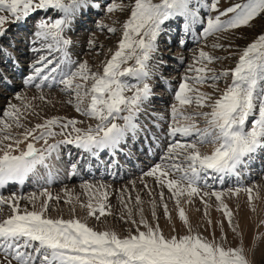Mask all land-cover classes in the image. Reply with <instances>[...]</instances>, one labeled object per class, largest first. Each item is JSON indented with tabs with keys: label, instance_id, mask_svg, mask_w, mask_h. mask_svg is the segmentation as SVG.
<instances>
[{
	"label": "snow or ice",
	"instance_id": "6c2138e0",
	"mask_svg": "<svg viewBox=\"0 0 264 264\" xmlns=\"http://www.w3.org/2000/svg\"><path fill=\"white\" fill-rule=\"evenodd\" d=\"M93 7L100 6L93 0H0V13H8L0 14V36L7 31L6 24L25 21L38 11L57 14L55 19L46 16L36 23L31 43L39 42L40 47L32 50L46 49L48 54L41 55L30 65L33 71L25 77L24 83L33 84L37 89L62 86L61 91L74 95L75 110L97 121L94 127L85 130L77 126L81 122L75 118L52 117L16 134L11 128L23 127L21 117L24 113L15 105H9L10 110H5L3 116L11 118V122L0 119V189L10 183L23 184L29 177L38 176L40 166L48 169L47 161L62 144H73L96 154L103 149L115 150L127 142L130 134L135 136L140 130L137 119L142 106L152 93L146 82L151 78L149 61L158 50V37L165 31L163 26L167 22L178 21L185 37L199 41L248 26L254 19L264 16V0H241L223 10L219 8V0H132L130 7L122 0L119 3L111 0L106 4V13L127 9L128 16L122 24L116 50L103 64L102 71H94L87 61L72 60L68 51L72 40L66 35L73 22ZM98 27L104 26L98 23ZM107 31L115 33L117 29L107 27ZM94 43L89 40V45ZM186 43V39L180 40L182 47ZM212 47L223 48L224 45L214 43ZM54 50L62 53L60 59L53 58ZM222 59L224 57L212 55L203 48L193 54L192 63L187 66L170 106L172 122L167 134L170 142L161 162L143 173L154 177L161 189L169 190L179 218L187 226V234L166 236L159 224L150 225L143 218V210L139 209V223L131 220L135 231L121 237L113 230L97 231L78 218L46 216L48 200L52 199L50 194L39 210L33 204L31 211L20 209L22 197L13 194L6 199L0 195V206L8 205L12 209L11 215L0 220V264H252L243 243L226 246V237L218 241L213 235L209 240L193 233L181 206V198L185 195L186 202L200 195L205 205V198L214 196L231 224L233 213L223 201L224 192L202 189H214L216 182L223 184L227 177L240 176L247 162L259 150H264V33L244 47L234 67L217 70L210 66ZM129 61L134 63L129 64ZM228 78L230 82L219 89L218 82ZM129 79L136 83H130ZM37 80L39 82H35ZM205 84L214 91H203ZM17 98H22L19 93ZM85 98H89L87 105ZM40 99L45 97L41 95ZM193 104L209 111L187 112L185 106ZM178 117L185 123H178ZM196 117L204 118L205 127L198 126ZM57 136L63 139L56 140ZM37 140H43L44 146L37 148ZM204 144L214 147L210 152H202L200 146ZM71 167L75 170L76 165ZM39 179L49 182V177ZM254 187L243 189L248 193L250 206ZM241 190L238 184L228 192L238 195ZM160 198L163 201V191ZM136 201L140 203L139 196ZM152 204L155 216V201ZM87 207L89 216L97 219L106 214L103 203L98 210L91 203ZM163 208L170 218L166 203ZM141 225L144 230H140Z\"/></svg>",
	"mask_w": 264,
	"mask_h": 264
},
{
	"label": "rangeland",
	"instance_id": "374dc122",
	"mask_svg": "<svg viewBox=\"0 0 264 264\" xmlns=\"http://www.w3.org/2000/svg\"><path fill=\"white\" fill-rule=\"evenodd\" d=\"M95 1L98 2V4L100 5V8H98L94 13H96L100 9L99 12H97V14H94L93 13L94 10L89 9V11L90 10L92 11H90V13H88L89 12L88 11L87 12L88 15L84 14L83 16V19H85L84 20L85 22L83 21L84 25H82L79 28H76L73 34L75 35L74 37L77 39L76 40L77 44L80 43L81 39L87 35L88 37L92 38V40H94L95 43L91 46H88V50H87V53L89 54L88 64L92 70L102 71L103 64L106 62L107 59L110 58L112 52H114L118 46V40L122 35V24L127 19L128 11L127 9H125L124 11L116 10L113 13L109 14V13H106V4L111 2V0H107V1L95 0ZM115 2L119 3L121 2V0H115ZM122 2L128 7H130L132 4V0H122ZM238 2H241V0H219V8L220 10H223ZM42 12L43 11H38L34 14L33 19L32 20L30 19L32 21V24L27 26L28 29L26 30L25 28L20 29L18 26H15L14 24L16 22H14L13 24L14 26L12 27L11 31H8V35H9L8 37L14 38L13 37L14 35L18 44L19 43L21 44L22 41H18V40L21 38V36L23 37L28 36V34L31 33V31L34 29V25L36 24L37 21L44 19L46 16L52 18L54 14L53 11H49L48 13H46V15L45 13H42ZM213 15H215V13H213ZM85 17L86 18L92 17V18L86 19ZM26 21H28V24L30 23L29 20H26ZM26 21H23V22H26ZM98 23L102 24L104 27L103 28L98 27ZM107 27H115L117 31L115 33H109L107 31ZM164 28L168 29V31L170 32L171 30L170 28L172 27H169V24H165ZM197 31L199 33L200 31L199 27H197ZM261 33H264V16L254 19V21L251 22L248 26H242L235 30H230L227 32H220L215 35L208 36L207 38H203L198 44H195L193 46L192 45L188 46L189 44L194 43L193 39H189L188 42L186 43L188 48L182 49L181 47L177 45V43H180L181 39H186L187 37L184 36L180 26H178L177 32L171 39V41H174L175 44L174 46L171 47L172 49L171 52L170 51H166V52H169L172 55H177L176 52H179L177 50L180 49L182 50V55L180 56L185 57V61L184 63L182 62L181 66L178 67L177 60L171 56L163 57L162 55L164 54L160 52L159 47H158V50L154 52L151 60L149 61V69L151 71V76L155 78V81H153V86H152L153 91L152 92L159 94V95H162L166 92L169 94V92H171L168 89L166 91L165 88H163L162 86L159 87L160 85H158L160 79L156 78V74L161 71V74H164L163 80H166L164 77H166L167 80L176 79L175 81L174 80L172 81L174 85L172 87H175L172 92L175 93V90H177L176 87H178L181 79L186 73L187 66L190 63H192L193 54L196 53L197 50L201 48H203L205 51H208L212 55L224 57V59L210 65L211 67H214L217 70H224V69L234 67L235 63L237 62L238 56L241 53V51L244 49V47L247 44L251 43ZM167 36L168 34L166 32H163L160 35V40L158 41L160 42L159 43L160 46L168 45V40L170 39ZM214 43L223 44L224 47L223 48H213L212 45ZM228 45H231V47H228ZM6 46H8L9 49L12 47L10 45H6ZM20 47H21L19 48L20 51H18V54H19L18 58L22 60L23 62L30 64L32 60L27 61L28 59L27 55L25 57L23 56L24 55L23 53L25 51H22V48L24 47V45ZM28 51L29 50H26V52ZM44 51L42 53L44 55H47L48 52L47 51L44 52ZM33 53L35 55L34 59L35 57L38 58L40 55H42V53L37 54V55H36L37 52L36 53L33 52ZM74 54L78 56L80 53L74 49ZM163 62L165 64H163ZM132 63H134V61H132ZM24 73H27V71H24ZM8 75L10 78H12L13 83L17 85L20 84V79H18L19 75H14L13 71L8 72ZM0 77H2V75H0ZM129 82L132 84L136 83V81L133 79H129ZM229 82H230V78L222 79L220 82H218L219 89L221 90L224 89L226 84ZM24 89L25 88L23 86H20V87L17 86V88H15L13 92H11L13 97L4 98L5 104H0V109L2 110V112L0 113V119H5L11 122V118L4 117L3 113L5 112V110H10L9 105H15L18 109H20L22 113H24V116L21 117L24 120L23 121L21 119L24 122V123L21 122L22 125L28 124L29 122L28 125L31 126L35 123V119L33 120L34 118L33 115L32 117H28L29 112L25 110L24 111L21 110L23 104L22 103L20 104V99L17 98L18 93L22 97ZM58 90H61V87ZM202 90L206 92L214 91V89L208 87L207 84L202 86ZM126 94L130 95L131 93H126ZM64 96L65 97L63 101L65 100L66 101L65 103L68 104L69 102V101L67 102L68 97H72L73 95L70 93H66L64 94ZM169 97L170 96L168 95V98ZM71 99H73V97ZM170 99H173V98H170ZM88 102H89V98H85L84 104L87 105ZM163 103L165 102H162V104ZM162 104L160 105V103H158L156 99L155 103L153 102L152 104V109L160 111L163 107H165L164 104L163 105ZM166 104L168 105L169 102ZM193 105L194 106L192 105L191 106L194 108L190 107V109L192 108V110L197 109L199 111H209L208 108L198 109L195 104ZM143 109L144 110L147 109L145 112L146 114H148V108L144 107ZM39 114H41L43 117H46V115H54L55 110H50L48 112H43V114L42 113H39ZM139 116L141 117V115ZM26 120L28 122H25ZM32 120L33 122H31ZM77 121L81 122V123H78V125L82 129L86 130L89 126H92V124H94V121L96 120L90 117L81 115L80 118L77 119ZM139 121H142L140 122V125H143V123L146 120L141 118L139 119ZM119 123H121V121ZM146 159L147 158H142L140 159V162L143 164L144 170L148 171L152 167H149L147 169L148 166H145V165H148L149 163L146 162ZM260 175H262V178H260ZM263 175H264V170L261 173H259L257 177L253 178L244 187H242L241 188L242 190L239 192L238 195L230 194L228 192V189H234V188L228 185L222 188L214 187L213 189V187H205L202 189V191H209V192L213 190L224 192V196L222 197L223 201L233 213L231 224H229L227 217L224 215V209L220 206V202L217 201L214 196L205 198V200L207 201V205H205V203L201 200L200 195H194L191 198V202H186L188 199L187 196L182 197L183 199L181 198L182 199L181 206L187 209V212L189 213V215L193 214L194 218L197 217L196 224L197 225H199L200 223H202V225L204 224L203 225L204 230L202 231L203 233L201 232L202 236L211 240L214 235L216 240L218 241L226 237V241H225L226 246H237L240 243H243V246L245 247V250L248 253L249 259L252 260V264H264V236L260 235L264 233V224H261V222H259V221H264V217H263L264 216V201H263L264 200V187L262 188L257 185V183H259V180L260 182H264ZM142 177H144L143 173L136 174L133 171L130 177L124 180H121V181H113L109 178H104V179L93 178V179H85L82 181L74 180L70 182L69 184H67L65 187L77 189L78 194L76 195L74 200L72 199V201L74 202L79 201L78 203H79L80 209L82 210V216L80 220L82 222H86L87 224H89L90 227L94 228L97 231L113 230L117 232L121 237L128 235L130 232H134L136 226L131 223V220L134 219L137 221V223H139L141 219V213L139 209H142V207H144L143 205H141L140 203H137L136 201V197L140 196L145 199L150 198L149 201H151V204H152V201H155V204L159 205V206L157 205L158 210L156 211L158 212H155L156 213L155 217L153 216V214H148V210L142 209L143 218L146 219L147 222L150 221V225H152V223L153 225H156L157 223L158 224L162 223L163 225L160 226V229L163 231V233L166 236L187 234V226L180 220L176 202L171 197L169 190L166 187L163 189L159 188L160 185L155 184L156 183L155 178L150 177L151 182L146 183V180L144 181ZM131 182L132 184L133 183L137 184V188L133 187ZM77 184H80V185H77ZM145 184H148L150 186L145 188ZM252 186H256V187L253 188L252 195L254 199L252 201V206H250L249 200H248V193L244 191L243 189L246 187H252ZM161 191L164 192L163 201L160 198ZM259 193H261L262 195ZM105 195H106V199H105ZM89 203H91L93 205V208L97 210L100 204L102 203L105 204L106 214L104 216H100L99 219H97L94 216H89L90 210L87 207ZM165 203L168 206L170 218L166 216L164 213L163 205ZM125 205H127V207H125ZM253 207L255 208L254 211H253ZM129 209H131V216H129ZM151 209H153V207ZM96 215L99 216L98 211ZM244 217L247 218V219L245 218L247 221H245ZM175 219L179 220L178 221L179 224L182 225L180 226V230L176 229V227L173 226ZM172 221H173V225H172L173 227L171 225L165 227L166 225L171 224ZM209 221H211V223H209ZM193 223H194L193 224V227H194L195 222ZM168 227H170V229L172 228V230L170 231ZM199 227L203 229L202 226H199ZM173 228H175V231H173ZM183 229L185 232L183 231ZM140 230H144L142 225L140 227ZM192 232L196 233L197 229L193 230ZM253 249L255 250L254 252L252 251Z\"/></svg>",
	"mask_w": 264,
	"mask_h": 264
},
{
	"label": "bare ground",
	"instance_id": "6f19581e",
	"mask_svg": "<svg viewBox=\"0 0 264 264\" xmlns=\"http://www.w3.org/2000/svg\"><path fill=\"white\" fill-rule=\"evenodd\" d=\"M104 1H106V0H104ZM93 3L98 4L95 0H93ZM90 9H93L95 12L98 8L93 7ZM88 11H89V9L86 10L82 15H80L73 22L71 30L66 33V35L68 37H70L72 40V44L69 46L68 51H69V54H70L73 61H87V62L89 61V58H88L89 54L87 53V50H88V46H91V45H89V40L92 38L88 37V35H87L81 39L82 42L80 41V43L77 44L76 43L77 39L74 37L75 35L74 34H73L74 36L71 35L72 34L71 32H73V30L75 29V27H77V25L79 23L82 22V24H83V21L85 19H83L82 16L84 14H87ZM0 14L8 15L7 12L0 13ZM28 19H30V17ZM174 22H167V23H169V26L171 27V26L175 25ZM13 24H14V22L10 23V24H6L5 27L7 28V31L3 36H0V50H2V51H0V53H1L0 54V63H2L0 65V67L2 65H5L6 68H9L8 71H16V72L22 73L25 69V66H27L29 69V72L27 74V76H28L33 71V69L30 67V65L34 64L39 59V57L41 55L38 58L35 57L34 61L31 64L23 63L21 60L18 59V54H17V52L19 51L18 48L21 46V44H23L29 50V53L27 52V54H25V55L29 54L30 56H32L33 52L36 53V51H33L32 49L34 47L39 48L40 43L39 42H37L36 44L31 43V41L34 39L32 34L28 37L27 36L26 37L21 36V38L18 40V41H22L21 44H18L16 39L13 41L10 38H8V36L6 34L10 30V28L13 26ZM14 25L18 26L20 29L26 27L25 26L26 23L23 21L16 22ZM25 29H27V27ZM35 30H36V27H35L34 31ZM167 31H168V29H166L164 32H167ZM196 31H197V29H196ZM16 32H17V30H16ZM173 33H174V31L167 32V34L169 35L168 38H172ZM197 33H198V31H197ZM159 38H160V36L158 37V40H160ZM5 40H8V41H5ZM193 41L196 42V40H193ZM11 42H12V44H11L12 49L11 50H9L7 47H4V45L6 43L8 44ZM159 43L160 42H158V47H159L160 52L162 54H164V55H162L163 57L172 56L174 59L177 60L178 67L181 65L182 62L184 63L185 57L180 56V55H182V50L178 49L177 51H179V52H176L177 55H172L169 52H166V51L171 52V50H172L171 45L160 46ZM174 44H175V42L173 43L172 46H174ZM81 45H83V46H81ZM190 45L191 44H189V46ZM178 46L182 47L181 44H178ZM184 46L188 47L186 44ZM26 48H23L22 50L26 51ZM74 49L80 53L78 56L74 54ZM45 51H46V49H45ZM42 52L43 51L37 52L36 55L41 54ZM24 53H26V52H24ZM42 55H44V54L42 53ZM61 56H62V53H57L54 50V52H53V58L54 59H60ZM33 58L34 57H32V58L30 57L28 60H32ZM82 58H83V60H82ZM128 63L131 64L132 61H129ZM163 64H165V63L163 62ZM0 74H5L4 76H2V78L0 77V104H5L4 98L13 97L11 92H13V90H14L13 88H16L18 85H15L12 82V79L8 78V73L5 70L1 69ZM163 76H164V74H161V71L156 74V78L160 79V81H161V82L159 81L158 85H160L159 87L162 86L163 88H165L166 91L168 89L171 92H169V94L166 92L162 95H159V94H156L153 92L151 93L150 98L147 101H145L143 106H142V111L139 114V115H141V117H138V119H140V118L145 119L146 123L143 126H141L140 125L141 121H139V122L137 121L140 130L137 131L135 136H132L130 134L127 137L126 143H121L119 145V147L115 150L103 149V150L97 151L96 154H92L91 152L80 149L73 144H62L59 146L58 150L53 153L52 157L49 158V160L47 161V164L49 165L48 169H46L42 166L38 167V169H37L38 176L29 177V179H27L23 184L10 183V186H8V188L3 189V191L0 190V195H2L6 199L11 197L13 194H15L16 197H22V199L19 200L20 209L23 210V208H27L29 211H31V210H33V204L35 205V209L39 210L41 204L45 200H48V194H50L52 199L48 200L49 207H48V211L45 213L46 216H48L50 218H54V219L55 218H63V219L78 218V219H81L82 210L80 209V206L78 203L79 201L78 202L72 201V199L74 200V198L78 194L77 189L67 188V187H65L67 185L65 183H70L73 180H76V179H79V178L85 177V176H95L100 167H101V171H102L103 175L107 174L111 178H119V177H122L126 174L131 173L130 172L131 168L129 166L125 165L126 163H129V162H130L129 165L134 166L133 169L135 171L142 172L144 169H143L142 165L140 164V160H139L140 155H139V157H138V155H136V154H138V151L136 149H139L141 152L146 153V155H144V156L148 157L147 161L149 162L150 167H153L156 163H160L161 157L164 155L165 149H166V147H167V145L171 139L168 137L167 134H168L169 124L172 122V118L170 115V106L174 103V94H175L172 92L173 89L175 88V87H172V86H174L172 81L176 80V79L167 80L166 77H164L166 80H163ZM5 77L8 78V80H9L8 82H6V81L3 82V78H5ZM25 77H23V80L20 82L23 86L26 87L24 89L23 94H22V98L20 99V104L21 103L23 104L21 110L28 111L29 112L28 117H32V115H33V117H34L33 120L35 119V123L30 126V125H28L29 122L27 121L28 120L27 119L25 122H28V124H23V127L13 126L11 128V131L13 133H16V134L22 133L26 129L33 128L36 124L43 123V121L45 119H50L52 117L75 118L77 120L80 118L81 115H83L82 112H77L75 110V97L73 94H72L73 99H71L72 97H68V99H67V102L71 100V101H73L72 103L68 102V104H66L65 103L66 101L65 100L63 101V99L65 97L64 94H66V93L61 91V90H58L62 86L56 85V86H53L51 88L45 86L42 89H37L36 87L33 86V84L25 85V83H24ZM172 78H174V77H172ZM153 81H155V78L151 76V78L146 82L149 83L150 86L152 87ZM35 82H39V81L37 80ZM49 83H51V81H49ZM177 88L178 87H176V89ZM151 89L153 91V88H151ZM41 95H43L45 97L44 100L40 99ZM168 95L170 96L169 98H168ZM170 98H173V99H170ZM156 99H158L157 102L160 103V105L162 104V102H165V103H163L165 107H163V108L161 107L162 109L160 111L152 109V107H151L152 103L153 102L155 103ZM168 102H169V104L167 105L166 103H168ZM29 105H31V107H28ZM192 106H194V105H192ZM192 106L191 105L185 106V110L187 112L199 111L197 109L192 110V108H194ZM144 107L148 108V114H146V112H145L147 109H145V110L143 109ZM190 107H192V108L190 109ZM50 110H55V114L54 115H46V117H43L41 114H39V113L43 114V112H48ZM1 112H2V110L0 109V113ZM22 120H21V122L24 121V120L23 121ZM33 120L31 122H33ZM196 121L198 122L199 127H201V128L205 127L203 117H196ZM177 122L181 123V124L185 123V121L183 120L182 117H178ZM96 123L97 122L94 121V124H92V126L94 127L96 125ZM77 126L80 127L78 124H77ZM56 131H59L58 127L56 128ZM177 138L181 139V140L185 139L182 137H177ZM55 139L60 140V139H63V137L57 136ZM52 142H53L52 138H49V143H52ZM35 145L37 148L43 147L44 141L43 140H37V141H35ZM24 146L25 145H21V147H24ZM213 147L214 146L212 144H204V145L200 146L202 152H210L213 149ZM103 155H105V157H103ZM67 157L69 158V160H67ZM109 161H112V164L110 167H106L105 165ZM66 162H70V165H68L69 166L68 171H66ZM83 162L85 164V172H84V169H82V166H83L82 163ZM263 163H264V151L259 150L251 158V160L248 161L247 164L241 169L240 176L227 177L223 184L216 182L214 184V187L217 186V187L221 188V187H224L228 182L232 181L234 184L233 188H235L234 186H237L238 184L242 188L247 183L246 182L241 183V182L249 181L250 179H252L253 176H255L257 174L256 172L260 171L263 168ZM73 164L76 165L75 170H73L71 167V165H73ZM49 169H50V171H49ZM39 177H49V182L45 183L44 180L39 179ZM148 177L149 176L142 177L144 181L146 180V183L151 182L150 177H149V179H148ZM152 178H154V177H152ZM260 178H262V175H260ZM140 180H142V179H140ZM152 183H151V185H152ZM212 183L213 182L211 181L210 185H212ZM80 184H77V185H80ZM85 184H83V185H85ZM131 184H132V182H131ZM155 184H157V183H155ZM93 185H94V183H93ZM257 185L259 187L263 188L264 182H260V180H259V183H257ZM132 186L137 188V184H135V183H133ZM140 186H141V184H140ZM148 186H150V185H148ZM78 188H80V187H78ZM159 188H161V187H159ZM246 188H248V187H246ZM45 189L47 190V193H45ZM88 190H89V188H88ZM28 191H30V192H28ZM24 192H26V193H24ZM140 193H141V191H140ZM147 193H148V191H147ZM259 194H261V193H259ZM33 196L35 197L34 199H32ZM149 199L148 198L145 199L143 197H140V204L144 206V207H142V209L148 210V214H152L153 209H151V208L153 207V204H151V201H149ZM157 205L155 204V206H156L154 208L155 212H158L156 210H158L157 207L159 205L158 206ZM0 207H2V212H0V220L5 219L7 216L12 214V209L10 206L3 205ZM170 211H172V210H170ZM185 211H186V215L188 216L192 231L197 229L196 233L201 234V232L204 230V227H203L204 224L202 225V223H200L201 225L200 224L197 225L196 224L197 217L194 218L193 214L189 215V213L187 212V209H185ZM246 217H244V219ZM153 219H155V218H153ZM246 219H245V221H247ZM259 220H260V218H259ZM178 221L179 220L175 219L174 225H173V221H172V223L169 222L171 224H168L166 226L164 225V226L167 227L169 225H171V226L173 225L176 227V229L180 230V226H182V225L179 224ZM193 222H195L194 227H193V224H194ZM259 222H261V221H259ZM148 223L150 224V221ZM162 225H163L162 223L159 224V226H162ZM88 226H89V224H88ZM152 226H155V225H153V223H152ZM199 226H202L203 229L200 228ZM170 227H168V229L171 231L172 228L170 229ZM183 231H184V229H183Z\"/></svg>",
	"mask_w": 264,
	"mask_h": 264
}]
</instances>
